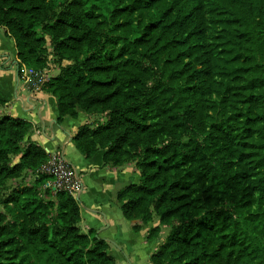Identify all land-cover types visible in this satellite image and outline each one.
Returning <instances> with one entry per match:
<instances>
[{
	"label": "trees",
	"instance_id": "trees-1",
	"mask_svg": "<svg viewBox=\"0 0 264 264\" xmlns=\"http://www.w3.org/2000/svg\"><path fill=\"white\" fill-rule=\"evenodd\" d=\"M95 2L0 0V26L27 67L46 68L49 42L71 61L43 87L59 122L106 114L74 141L88 159L103 151L105 166L136 163L139 182L117 197L135 231L155 216L149 238L170 227L152 264H264V0H110L108 15ZM215 93L226 98L217 115ZM238 96L244 106L226 115ZM237 128L259 137L255 149ZM31 130L0 117V264H115L109 240L81 231V203L43 187L48 176L7 188L48 157Z\"/></svg>",
	"mask_w": 264,
	"mask_h": 264
},
{
	"label": "crops",
	"instance_id": "crops-1",
	"mask_svg": "<svg viewBox=\"0 0 264 264\" xmlns=\"http://www.w3.org/2000/svg\"><path fill=\"white\" fill-rule=\"evenodd\" d=\"M23 64L18 58L14 38L0 26V117L23 118L32 124L29 137L46 152L61 149L80 172L85 185L80 194L81 221L79 227L88 234L94 229L99 237L110 241L109 254L115 264H152L150 257L165 239L164 226L160 238H149L152 227L160 225L159 217L134 230L139 220H128L118 200L119 191L129 183L139 182V171L133 163L105 166L103 151L86 158L77 148L74 136L79 127L94 120L92 114L79 110L77 117L65 116L58 121L57 98L42 89L33 91L21 75Z\"/></svg>",
	"mask_w": 264,
	"mask_h": 264
},
{
	"label": "built area",
	"instance_id": "built-area-1",
	"mask_svg": "<svg viewBox=\"0 0 264 264\" xmlns=\"http://www.w3.org/2000/svg\"><path fill=\"white\" fill-rule=\"evenodd\" d=\"M23 66L21 75L27 86L33 91H41L49 78L50 69L36 70L24 64ZM47 153L46 161L28 178L34 180L41 175H46L48 179L43 186L44 188L50 189L52 193L67 192L79 201L80 194L85 189L80 172L69 162L63 150L58 149Z\"/></svg>",
	"mask_w": 264,
	"mask_h": 264
},
{
	"label": "rangeland",
	"instance_id": "rangeland-1",
	"mask_svg": "<svg viewBox=\"0 0 264 264\" xmlns=\"http://www.w3.org/2000/svg\"><path fill=\"white\" fill-rule=\"evenodd\" d=\"M95 3L97 5V7H99V11L97 10L99 13H101L103 15L109 14V9L111 7L110 0H96ZM69 62H71V61H67V60L60 61L58 56L56 55L52 45L49 42V44H48V61H47L46 68L50 69L49 70L50 75H49L47 82L49 81V79L51 77L58 75L60 73L62 67L68 65ZM256 92L264 94V87L259 88ZM256 92H254V93H256ZM223 97H224V95L219 94V93H215L213 96H211L208 99V103H209V106L211 108V111L215 115H217L219 112L222 111V108H220V102L222 101ZM224 99H226V98L224 97ZM243 106H244V102L242 101V97L241 96L235 97L234 100L230 99L229 104L226 106L225 113H226V115L232 116L236 112L240 111ZM92 116L94 117L93 121H95L94 123H96V125L98 123L99 124L104 123L107 120L105 113H94V114H92ZM234 133L236 134V140L238 142H243L244 144H247L249 151L255 149V147H253V143L258 142V139H259L258 136L254 137L253 140H251L250 137H246V136L240 134L241 133L240 128H237ZM130 163H133L136 166L135 162H130ZM126 164H128V163H126ZM138 171H139V169H138ZM139 175H140V171H139ZM31 185H32V180L29 179L28 177H26L25 174H23V176L20 178H14V179L7 180V188H9V189L23 188V187H26V186L28 187ZM218 189H220V187ZM38 194L41 198L46 199L44 192L38 191ZM164 227H165L164 228V234H165V239H166V237L169 233L170 227H168V226H164ZM162 230L163 229H161L157 238L161 237ZM165 239H164V241H165Z\"/></svg>",
	"mask_w": 264,
	"mask_h": 264
}]
</instances>
